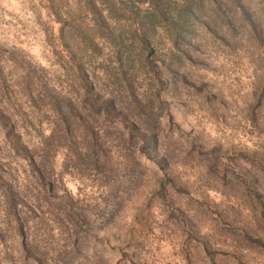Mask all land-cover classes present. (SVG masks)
<instances>
[{"label": "clouds", "instance_id": "clouds-1", "mask_svg": "<svg viewBox=\"0 0 264 264\" xmlns=\"http://www.w3.org/2000/svg\"><path fill=\"white\" fill-rule=\"evenodd\" d=\"M0 264H264V0H0Z\"/></svg>", "mask_w": 264, "mask_h": 264}]
</instances>
